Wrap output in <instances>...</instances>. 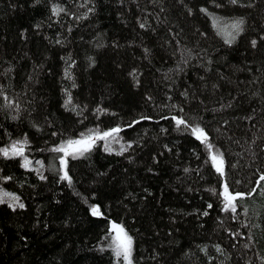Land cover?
<instances>
[{"label":"trees","instance_id":"1","mask_svg":"<svg viewBox=\"0 0 264 264\" xmlns=\"http://www.w3.org/2000/svg\"><path fill=\"white\" fill-rule=\"evenodd\" d=\"M93 128L128 149L61 179ZM22 138L43 173L0 152V264H119L110 220L132 264H264V0H0V150Z\"/></svg>","mask_w":264,"mask_h":264},{"label":"snow or ice","instance_id":"2","mask_svg":"<svg viewBox=\"0 0 264 264\" xmlns=\"http://www.w3.org/2000/svg\"><path fill=\"white\" fill-rule=\"evenodd\" d=\"M236 0H233V3H235ZM55 14H59L61 11H63V9L60 8H54L53 9ZM243 24V20H239L236 23H234L232 25V28L235 29L237 32L242 31L241 25ZM144 25H141V27H143ZM229 36H231V33H229ZM229 43L231 42V40L228 41ZM253 46H255L256 41H253ZM185 121L183 120H177V124H184ZM120 131V129L115 128L112 129L111 131H106L103 132L102 134L100 133H96L95 135H89L86 138H82L80 140H75V141H68L66 142V145H61L57 148H53L51 149V151L53 152H63L65 154V156L68 155H72L73 158H76V154L78 153L79 155H83L85 152L90 151L91 147L94 145L95 140L99 139V140H105L107 137L112 136L114 133H118ZM193 133L197 134V138L198 139H203V140H207V134L204 132L203 129L200 128H193L192 129ZM209 147H211V145H209ZM107 148V146H106ZM69 149H74V151H69ZM123 151V149H122ZM0 152L3 153L4 156H8L9 152L7 149H2L0 150ZM12 155L13 156H22L23 155V148L21 147H17L16 144H13L12 146ZM212 160L214 162H216V171L222 173L223 172V160L217 158V156L213 155L212 156ZM61 163L63 165H67V161L64 159H61ZM30 164V161L25 160L24 162V167H27ZM41 178L43 179L44 177L41 176ZM61 179H65L68 180L69 182H71V178L68 176L67 171L64 172V175L61 177ZM261 180H264V176H261L260 178ZM250 195V194H249ZM5 197H9L12 200L16 201L18 206L20 208H23L24 205L22 203H19V198L13 196L12 194L9 193H0V203H4L5 202ZM243 198L244 194L242 193H236L235 195H233L232 193H230L228 191V186L225 184L224 186V211H229L231 210L232 212H236L237 211V207L236 204L234 203V201L237 198ZM10 207H15L16 205L10 204ZM209 207H211V205H209ZM93 214L96 215L98 214V208L94 207L92 209ZM205 215H207V213H205ZM114 229L117 230L118 235H117V239L115 241V255L117 257H123L124 260H126L128 262V264H132L131 261V252H132V240L131 237L128 236L125 232L124 229L122 227H118V226H113Z\"/></svg>","mask_w":264,"mask_h":264},{"label":"rangeland","instance_id":"3","mask_svg":"<svg viewBox=\"0 0 264 264\" xmlns=\"http://www.w3.org/2000/svg\"><path fill=\"white\" fill-rule=\"evenodd\" d=\"M55 8H59V7H55ZM114 129H115V128H114ZM118 129H119V128H118ZM111 130H112V129L102 131V130H100V129H98V128H93V129H90V130H88L87 132H85V133L81 136L80 139H82V138H86V137L89 136V135H95L96 133H100V134H102L103 132L111 131ZM119 132H120V131H119ZM119 132H118V133H114L112 136L107 137L105 140H99V139H96V140H95V143H94V145L91 147V149H92L95 145H97V144H101L102 147H103V149H104L106 152H109V153H123V152H125V151L128 149V144H127V143H124V142L122 141ZM80 139H78V140H80ZM14 144H16L17 147H21V148H23V155H22V156H19V155H17V156H13V155H12V146H13V145H11L9 148H6V149L8 150V152H9V155H8V156H9V157H20L21 160H22L23 165H24L25 160L30 161V164L27 166V168H33V169L37 170L40 174H42V173H43V167H42V165H41V161L38 160V159L33 160L31 157H28L27 155L24 154V147H25L26 144H28L26 138L19 139V140H17ZM63 145L67 146L66 143L63 144ZM106 146H107V148H106ZM122 149H123V151H122ZM124 149H125V150H124ZM69 151H74V149H69ZM120 151H121V152H120ZM61 153H62L63 159L66 160V161H67L69 158H72V157H73L72 155L65 156V154H64L63 152H61ZM85 153H86V152H85ZM85 153H84V154H85ZM84 154H83V155H84ZM79 156H81V155H79V154L77 153V154H76V157H79ZM217 158H218V160L221 159V158H219V157H217ZM67 162H68V161H67ZM213 162H214V161H213ZM62 166H63L62 169H64V172H65V171H66V167H65V165H63V164H62ZM214 166L216 167V162H214ZM223 166H224V164L222 165V167H223ZM63 175H64V174H63ZM0 193H9V194H12V193L6 191V190L3 188L2 183H0ZM12 195L15 196V197H17V196L14 195V194H12ZM4 203H8L9 205H10V204L16 205V206L13 207V208H17V207H18L17 202L14 201V200H12V199L9 198V197H5V202H4ZM19 203H20V200H19ZM116 239H117V238H114V239L112 240V242H111V245H110L111 249H113V250L115 249V241H116ZM132 250H133V248H132ZM114 252H115V250H114ZM116 257H117V256H116ZM117 259H118L119 264H128V262H127L126 260H124L123 257H117ZM131 261H132V252H131Z\"/></svg>","mask_w":264,"mask_h":264},{"label":"water","instance_id":"4","mask_svg":"<svg viewBox=\"0 0 264 264\" xmlns=\"http://www.w3.org/2000/svg\"><path fill=\"white\" fill-rule=\"evenodd\" d=\"M234 195H235V194H234ZM244 197H245V195H244ZM244 197H243V198H244ZM237 199H240V198L238 197ZM114 225L120 227L119 224H117L115 221L110 220V222H109L110 230H111V232H113V233L117 236V235H118V232H117L116 229H114V227H113Z\"/></svg>","mask_w":264,"mask_h":264},{"label":"bare ground","instance_id":"5","mask_svg":"<svg viewBox=\"0 0 264 264\" xmlns=\"http://www.w3.org/2000/svg\"><path fill=\"white\" fill-rule=\"evenodd\" d=\"M233 33V32H232ZM125 150V149H124ZM121 152V151H120Z\"/></svg>","mask_w":264,"mask_h":264}]
</instances>
